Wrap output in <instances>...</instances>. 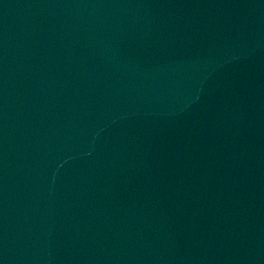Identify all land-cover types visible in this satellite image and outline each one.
<instances>
[{"label":"water","instance_id":"1","mask_svg":"<svg viewBox=\"0 0 264 264\" xmlns=\"http://www.w3.org/2000/svg\"><path fill=\"white\" fill-rule=\"evenodd\" d=\"M0 264H264V0H0Z\"/></svg>","mask_w":264,"mask_h":264}]
</instances>
